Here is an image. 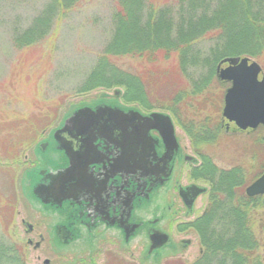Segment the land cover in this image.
<instances>
[{"label": "trees", "instance_id": "obj_1", "mask_svg": "<svg viewBox=\"0 0 264 264\" xmlns=\"http://www.w3.org/2000/svg\"><path fill=\"white\" fill-rule=\"evenodd\" d=\"M82 1L51 0L29 27L15 32L13 42L20 54L17 69L30 67L33 59L49 65L54 49L49 53L45 49L55 24ZM119 3L113 38L79 92L121 87L127 103L171 112L190 136L197 137V145L217 138L223 126L226 84L218 80L217 66L226 56H249L264 66V0H177V8L169 3L156 6L150 0ZM124 56L142 58V69L118 64L116 59ZM213 85L222 92L215 99L208 94L210 98L197 102ZM209 101L216 105L208 107ZM194 103L201 111L210 108L211 114L200 121L185 118L186 109ZM61 107L60 102L45 101L39 111L28 115L9 114L6 109L0 113V218L4 224L17 212L22 158L55 125ZM212 113L217 116L214 123ZM210 129L212 135L207 134ZM204 158V167L196 173L212 188L204 214L193 223L202 244V255L193 264H263L251 209L264 204V195L250 197L246 188L264 172V163L247 181L244 167L229 171L215 165L211 157ZM25 258L24 246L0 238V264H24ZM176 261L172 264H184Z\"/></svg>", "mask_w": 264, "mask_h": 264}, {"label": "flooded vegetation", "instance_id": "obj_2", "mask_svg": "<svg viewBox=\"0 0 264 264\" xmlns=\"http://www.w3.org/2000/svg\"><path fill=\"white\" fill-rule=\"evenodd\" d=\"M98 103L135 109L144 116L169 114L176 141L166 136L165 120L160 121L159 128L148 130L138 122L133 150L124 154L110 141L97 140V152L85 157V181L75 183L74 174L63 177L71 174L77 158L61 148L55 134L72 109L37 143L38 162L22 176L23 194L38 216L37 221L21 219L26 234L32 236L28 244L69 257L66 264H121L120 248L132 249L134 256L141 248V264H164L192 245L187 237L192 228L185 224L193 221L198 212L196 204L207 191L194 196L199 191L195 186H205L189 177L201 170L202 162L194 153L186 152L171 112L124 105L109 96L92 105ZM133 152L130 167L122 169L121 161ZM53 260L45 257L38 264H52Z\"/></svg>", "mask_w": 264, "mask_h": 264}, {"label": "rangeland", "instance_id": "obj_3", "mask_svg": "<svg viewBox=\"0 0 264 264\" xmlns=\"http://www.w3.org/2000/svg\"><path fill=\"white\" fill-rule=\"evenodd\" d=\"M50 1L4 0L0 2V113H5L6 109L9 114L15 115L14 112H20L28 115L34 111H39L45 101H56L63 105L55 125L45 131L40 139L26 150L22 158V164L18 168V205L14 219L4 224L0 218V238L3 237L8 242L24 246L26 252L24 264L43 263L45 257L54 259L52 264H66L69 260V257L54 254L49 248L36 250L32 245H29L27 239L32 236L26 234L25 227L21 222L23 217L38 220V216L23 194L21 183L23 173L38 162L36 156L37 143L45 139L49 131L59 126L71 110L79 105L93 104L109 96L124 105L143 107L139 102L127 103L121 87L96 88L86 92H79L78 90L96 66L100 56L104 55V50L113 38L116 27L114 16L120 10L119 0H83L71 10L65 19L60 22L57 21L55 24L45 49L47 52L51 51L49 50L51 48L54 49L53 52L51 51L53 59L48 63L49 65L34 63L33 61L36 59H33L32 62L28 63L31 64L30 67L17 69L20 54L13 42L15 32L20 28L29 27ZM150 1L156 6H165L164 3H169L177 8L178 5L177 0ZM146 5L149 4L145 3V7ZM116 62L130 70H140L143 60L140 57L124 56L116 59ZM262 78H264L263 65L260 74V79ZM229 85L228 83L225 84L224 91ZM116 89L122 90V97L119 99L114 94ZM220 92H222V88L213 85L209 92L204 94L205 97L197 98V102L210 98L208 94H213L211 99H215ZM213 101L207 103L208 107L216 105ZM195 104L186 109L185 118H196L200 121V119L211 114L210 108L201 111ZM216 118L217 116L214 114L210 118L211 122ZM176 122L178 134L186 152L194 153L200 158L202 162L200 169L206 163L204 156H209L212 158V162L221 169L230 171L235 167H244L248 172V181L264 163L262 159V157L264 158V126H260L255 131H244L238 128L236 124L223 120V126L217 138L211 137L209 140H202L201 144L197 145L195 141L197 137L195 136L194 139L177 120ZM210 131L207 134L212 135V131ZM196 172V170L192 172L189 180L202 183L203 186L207 187V193L199 198L196 204L198 212L193 221L185 224L186 228H192L187 233V237L192 239V245L187 250L167 259L164 264H172L176 260L184 264H193L202 255L200 236L193 223L204 214L212 186ZM261 175L249 184L247 183V187ZM251 217L259 244V254L264 264V204L260 207H252ZM39 229L43 230L42 228ZM177 238L179 237L177 236ZM131 251L132 249L120 248L118 258L122 261L121 264H141L138 258L141 248L137 251L136 256L132 255ZM39 256L42 257L41 260H39Z\"/></svg>", "mask_w": 264, "mask_h": 264}, {"label": "water", "instance_id": "obj_4", "mask_svg": "<svg viewBox=\"0 0 264 264\" xmlns=\"http://www.w3.org/2000/svg\"><path fill=\"white\" fill-rule=\"evenodd\" d=\"M217 70L220 80L232 82L225 95L224 118L229 122H235L242 130L257 129L264 125V78H259L262 65L248 56H230L219 63ZM115 94L121 96L122 90H115ZM161 120L167 123L166 136L175 142V127L169 114L153 112L149 116H144L135 109H124L119 105L104 103L78 106L55 132L61 148L77 158L71 174L63 178L67 179L74 174L75 183L85 181L83 177L85 157L89 153L94 155L97 152V140L110 141L120 147L125 154L133 150L132 140L138 135L136 123L144 124L148 130L151 127L159 128ZM134 152L127 160L124 158L121 161L122 169L128 168L126 167L128 165L130 167L129 160L132 159ZM195 188L199 191H196L194 196L206 191V188L197 186ZM247 194L251 197L264 195V173L247 187Z\"/></svg>", "mask_w": 264, "mask_h": 264}]
</instances>
